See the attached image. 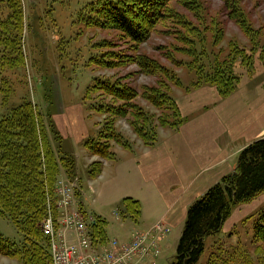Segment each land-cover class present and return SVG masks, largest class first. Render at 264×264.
Returning <instances> with one entry per match:
<instances>
[{"label":"rangeland","instance_id":"obj_1","mask_svg":"<svg viewBox=\"0 0 264 264\" xmlns=\"http://www.w3.org/2000/svg\"><path fill=\"white\" fill-rule=\"evenodd\" d=\"M17 1L23 12V31L14 21L17 13H13L12 7L16 6V0H0V118L23 102H31L43 115L52 147L59 155V145L50 130L52 121L59 132L53 115L60 107L81 105L92 137L78 147L63 138L61 151L76 160L74 174L80 179L79 202L84 210L107 221L108 239L128 242L135 232L148 229L124 214L122 218V201L115 202L103 191L97 194L96 182L89 175L91 164L101 159L92 156L85 143L91 139L105 142L113 153V148L119 145L116 140L103 137L110 133L104 124L113 117L99 111L111 112L123 105V101L96 90L95 86L99 81L130 86L138 92L130 103L147 113L153 124L158 126V118L164 115L169 125L176 126L179 119L172 103H164L162 95L174 98V91L196 89V83L206 82L216 71L226 69L232 77H237L253 73L258 67L264 68V0H172L168 5L169 13L141 44L133 43L121 31L98 26L101 18L97 10L104 0ZM181 2L195 6L194 12ZM236 10L254 38L247 36L233 19ZM7 42L10 48L4 46ZM15 42H20V51H13ZM20 54L21 66L18 64ZM143 56L159 63L165 72L153 75L141 71L136 60ZM243 56L249 58L246 66L241 65ZM146 89L156 90V94L150 92L149 95L157 101L158 107L143 97ZM115 119V135L122 143L132 145V139H139L131 126L135 120L131 111ZM162 128L158 127L157 133ZM88 157L96 158L89 163ZM59 178H66L63 169ZM263 207L264 192L234 207L221 232L206 240L198 264H264V244L255 241L253 231ZM159 223L171 229L164 221ZM183 228L184 225L171 229L159 241L160 255L156 264L170 263ZM0 234L17 244L24 240V235L6 217H0ZM145 259L140 264H152ZM0 264L21 263L0 255Z\"/></svg>","mask_w":264,"mask_h":264},{"label":"trees","instance_id":"obj_2","mask_svg":"<svg viewBox=\"0 0 264 264\" xmlns=\"http://www.w3.org/2000/svg\"><path fill=\"white\" fill-rule=\"evenodd\" d=\"M171 1L104 0L97 10L101 18L98 26L103 29L121 31L133 43L141 44L150 37L157 24L169 13L168 5ZM183 6L194 12L195 6L187 3ZM12 11L14 14L17 13L14 21L18 24V29L23 31V12L19 1L16 0V6L12 7ZM233 14V19L238 22L243 32L251 39L254 38L250 28L242 20L243 17L238 13L234 16ZM181 25L186 28L184 23ZM219 39L220 36L217 41ZM15 43L16 48H13V51H20V42ZM4 46L11 47L9 42ZM18 57L20 58L18 64L21 66L23 65L22 55ZM248 59L243 56L241 65L246 66L245 61ZM226 60L222 63L225 64ZM136 63L141 71L148 74L156 75L165 72L159 63L148 60L145 56L138 57ZM239 81V76L232 77L230 72L224 69V71H216L214 77L206 82H198L194 86L195 88L205 85L216 87L219 95L226 98L235 92ZM99 82L98 86H95L96 90L98 88L112 98L123 101V105L115 107V111H99V113H109L113 117L104 124L110 132L103 136L105 139H114L127 149L131 147L129 142L122 143L114 131L115 118L125 117L129 111L135 119L131 123L133 131L147 147L157 143L158 127L178 129L183 123L178 104L169 95H162L161 100L164 103H172L179 122L176 126L169 125L168 117L162 115L158 118V126H156L147 113L130 103L138 96L135 89L108 81ZM150 92L156 94L155 89H146L143 97L158 107L157 101L149 95ZM50 130L55 142L59 145V155L52 147L43 115L31 102H23L0 118V217L9 218L24 235L23 242L17 244L0 234V255L16 259L21 264H52L49 241L41 230L42 222L48 212L47 202L48 200L54 202L55 185L61 169L64 170L67 178L76 177L74 174L76 160L74 156L61 151L64 139L52 121ZM87 142L85 147L92 156L99 157L101 161L116 159L115 154L110 151V146L105 142L101 143L93 139ZM101 161L91 164L89 170L91 179L101 174L103 168ZM263 192L264 138L246 146L238 156L234 171L224 176L190 205L176 253L169 264H198L205 251L206 240L221 232L232 209L252 201ZM121 205L124 209L122 218L124 214V217L128 216L137 222L141 214V203L132 198H125ZM107 225V221L98 216L94 225L95 236L106 240ZM253 231L255 241L264 244V207L253 224Z\"/></svg>","mask_w":264,"mask_h":264},{"label":"crops","instance_id":"obj_3","mask_svg":"<svg viewBox=\"0 0 264 264\" xmlns=\"http://www.w3.org/2000/svg\"><path fill=\"white\" fill-rule=\"evenodd\" d=\"M239 76L226 98L209 85L174 91L181 126L162 128L152 147L139 139H132L129 149L116 145V159L105 161L93 179L97 194L103 191L115 202L138 200L141 214L133 222L147 231L160 221L171 229L183 226L190 205L236 168L246 146L264 138V68ZM53 117L75 147L92 137L81 105L60 107Z\"/></svg>","mask_w":264,"mask_h":264},{"label":"built area","instance_id":"obj_4","mask_svg":"<svg viewBox=\"0 0 264 264\" xmlns=\"http://www.w3.org/2000/svg\"><path fill=\"white\" fill-rule=\"evenodd\" d=\"M92 190V185H90ZM80 179L58 178L54 202H47L41 230L48 238L52 264H156L159 241L171 229L156 223L146 232H135L128 242L102 240L94 234L97 216L88 214L79 202Z\"/></svg>","mask_w":264,"mask_h":264}]
</instances>
